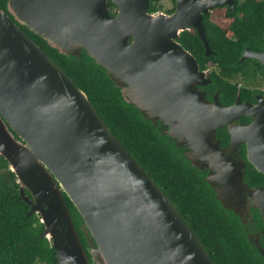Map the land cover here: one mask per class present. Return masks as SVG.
I'll return each mask as SVG.
<instances>
[{
  "label": "water",
  "instance_id": "water-1",
  "mask_svg": "<svg viewBox=\"0 0 264 264\" xmlns=\"http://www.w3.org/2000/svg\"><path fill=\"white\" fill-rule=\"evenodd\" d=\"M106 1L8 0V15L0 9V156L16 177L27 215L39 216L41 236L50 240L58 217L66 220L81 264L87 259L61 192L79 216L95 264H213L86 94L21 27L63 55L82 51L89 56L126 103L154 126L166 128L162 135L184 143L192 167H198L193 155L202 124L212 131L228 126L230 148L244 142L247 163L264 175V99L256 105L209 104L195 87L204 72L177 43L180 33L193 27L208 55L202 16L215 7L233 8V0H177L172 14L151 16L148 0H111L118 9L115 17ZM247 58L264 65V53L247 49L239 63ZM242 116L252 122L237 128L233 123ZM221 159L209 160L223 186L214 192L217 201L242 226L249 218L254 221L251 210L258 211L264 226V188L244 183L246 163L238 162L237 169L233 161ZM206 182L210 185L209 177ZM260 231L248 235L251 245L252 239L255 244L264 240ZM258 253L264 260V249Z\"/></svg>",
  "mask_w": 264,
  "mask_h": 264
},
{
  "label": "trees",
  "instance_id": "trees-1",
  "mask_svg": "<svg viewBox=\"0 0 264 264\" xmlns=\"http://www.w3.org/2000/svg\"><path fill=\"white\" fill-rule=\"evenodd\" d=\"M7 1L0 0V9L8 15ZM213 10H229V7ZM207 18L210 19L204 22L207 38L219 56L216 61L221 69L237 70L252 61L248 59L237 64L245 47L257 53L264 48V0H235L232 13L225 15L223 23L211 14ZM21 29L86 94L121 146L182 216L213 264H264L263 258L248 242L238 218L221 207L201 172L161 134L158 125L154 126L132 104L123 100L105 70L82 51L78 56L63 55L39 36L24 27ZM230 31L235 36L232 40L225 37ZM181 38L193 52L201 47L195 34L185 31ZM244 178L249 186L264 185V175L251 166L245 170ZM25 193L28 195L27 191ZM18 195L16 177L0 156V264H58L49 240L41 236L44 228L38 215H27L28 207L18 200ZM65 201L79 220L67 197ZM255 220L264 231L260 218L255 215ZM79 235L82 238L80 232Z\"/></svg>",
  "mask_w": 264,
  "mask_h": 264
},
{
  "label": "flooded vegetation",
  "instance_id": "flooded-vegetation-1",
  "mask_svg": "<svg viewBox=\"0 0 264 264\" xmlns=\"http://www.w3.org/2000/svg\"><path fill=\"white\" fill-rule=\"evenodd\" d=\"M240 1V0H239ZM149 5L147 9V14L149 16L151 15H158V14H165L170 15L172 14L176 7H177V0H168V5H164L162 3V0H148ZM235 0H233V6H234ZM107 11L110 16L115 17L118 13L117 7L111 2V0L106 1ZM229 7L228 5H225ZM232 13V8H229V10H221V11H214L213 9L210 10L206 15L202 16V25L205 30V19L210 20L207 18V15L211 14L214 18H218L217 21L223 23L225 22L224 17L227 14ZM213 21V19H211ZM191 34H195L200 43L201 47L198 48L197 51H192V49H188L187 47L189 44L185 39L181 38L180 33L179 38L177 39L178 45L185 51L188 52V54L192 57V59L196 62L198 70L200 72H204L205 78H201L195 86L198 91H200L204 99L209 103L213 104L217 101L218 104H220L222 107H230L233 106L238 100L241 104H250V105H256L258 102V99H264V65L258 60L252 59V61H248L243 68L237 69V70H225L221 69L218 65V61H216V57H219L217 53L211 48L206 30H205V38L206 42L209 46L210 52L208 55H205L206 49L204 47L203 42L200 40V37L198 35V31L193 28L189 27L188 30ZM185 32V31H184ZM225 37L227 39H234V34L230 31L225 34ZM132 42V38L129 39V43ZM248 48H244L242 53L239 56V59L237 61V64L239 63L240 58L242 57L245 50ZM264 53V48L259 52ZM251 59L247 58L244 61ZM243 61V62H244ZM242 62V63H243ZM252 119L246 116L239 117L235 120L233 123L237 128L247 127L251 124ZM160 131L166 130V128L162 127L161 125H158ZM7 129H9L8 126H6ZM200 135L196 137V142L194 147V154L193 160L196 161L198 167L196 168L198 171L201 172V174L204 177V180L206 182V179L209 177L211 182L210 185L208 182H206L209 187L212 189L213 192H217L221 187H223L220 182L216 181L214 175L217 174V171L215 168H211V164L209 163V160L214 158L221 159V155L223 158H228V160L233 161L236 163L237 169H238V162L242 161L246 163L244 171L245 177V170L248 169L251 165L247 163V157H246V145L244 142L239 141L237 145L233 146L231 149V138L232 134L230 131V128L228 126H222L219 128H216L214 131L210 130L208 127L205 126V124H202V128L199 129ZM166 136V135H165ZM214 136V138H213ZM168 137V136H166ZM170 142H173L177 151L181 153L182 156L188 151V148L184 146V143L177 145L174 140H171L168 137ZM193 154V153H192ZM185 158V156H184ZM222 160V159H221ZM251 168H253L251 166ZM227 170V169H226ZM244 183L249 186L245 182ZM212 184L213 187H212ZM250 188H264V185L261 186H249ZM28 193V192H27ZM62 197L65 201L66 195L61 192ZM29 196V193H28ZM69 216L71 218L73 228L78 236L80 246L82 247L84 254L87 259V264H95L89 254V248L87 245V241L80 229L81 223L69 210L67 204H66ZM37 215V214H36ZM251 215L253 218V222L251 223V219L249 218V224H245L246 226H243L244 232L246 234V238L248 235L258 234L261 232L260 228L258 227L255 215L259 217V212L251 210ZM39 217V216H38ZM260 218V217H259ZM40 219V218H39ZM77 220V221H76ZM261 220V219H260ZM77 222V224L75 223ZM262 222V221H261ZM58 223L59 227L57 225L51 226L50 231L52 232L51 239L49 240L51 246H55V254L57 258L58 264H81L80 258L78 255V252L75 249L74 246V240L71 235V229L69 226V223L66 222V220L58 217ZM247 227V231H245ZM251 227V228H249ZM79 232L82 235V238H80ZM255 239V238H254ZM253 245L252 247L255 249L256 252L264 249V240L258 239L257 243L255 244V241L252 239Z\"/></svg>",
  "mask_w": 264,
  "mask_h": 264
},
{
  "label": "rangeland",
  "instance_id": "rangeland-1",
  "mask_svg": "<svg viewBox=\"0 0 264 264\" xmlns=\"http://www.w3.org/2000/svg\"><path fill=\"white\" fill-rule=\"evenodd\" d=\"M240 1H243V0H240ZM162 3L164 4V5H168V0H162ZM221 11V10H220Z\"/></svg>",
  "mask_w": 264,
  "mask_h": 264
}]
</instances>
